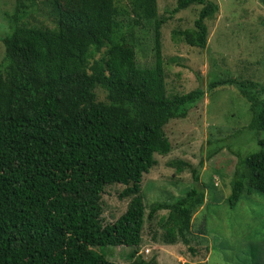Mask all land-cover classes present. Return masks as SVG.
<instances>
[{
  "label": "trees",
  "instance_id": "1",
  "mask_svg": "<svg viewBox=\"0 0 264 264\" xmlns=\"http://www.w3.org/2000/svg\"><path fill=\"white\" fill-rule=\"evenodd\" d=\"M38 5L51 28L27 22ZM191 5L200 7L192 27L173 35L203 49L205 21L218 9L209 0H175L166 17H157L156 0H14L9 33L0 38V264H157L137 250L144 219L159 211L166 212L156 221L161 242L181 243L195 254L191 216L208 204V194L195 188L202 162L197 168L166 163L175 174L187 170L195 186L174 202L151 203L144 215L139 194L154 156L170 151L164 125L185 118L204 95L196 88L167 96L164 87L159 30ZM148 20L153 66L141 69L133 62L131 30ZM262 50L260 84L227 77L207 89L237 90L249 114L243 130L262 131L256 143L264 147V42ZM111 184L122 187L117 198L128 202L112 223L102 224L100 198ZM251 192L264 195L261 148L237 157L226 203L233 207ZM117 247L131 249L125 263L107 259Z\"/></svg>",
  "mask_w": 264,
  "mask_h": 264
},
{
  "label": "rangeland",
  "instance_id": "2",
  "mask_svg": "<svg viewBox=\"0 0 264 264\" xmlns=\"http://www.w3.org/2000/svg\"><path fill=\"white\" fill-rule=\"evenodd\" d=\"M209 1L218 9L205 21V48L189 47L173 35L192 27L199 6L191 5L172 14L160 27L166 95L185 94L196 88L202 89L204 95L188 110L185 118L169 120L164 125L162 132L171 144L170 151L165 156H154L155 165L141 176L139 193L144 215L151 203H172L195 186L187 170L175 174L174 168L166 163L178 160L197 168L199 161L202 162L197 168L195 188H202L208 194V204L206 210L199 207L191 216L195 237L189 245L195 254L189 253L181 243L165 245L161 242L156 221L166 212L159 211L152 220L144 219L137 255L143 259L154 256L157 264H264V195L243 193L233 207L226 203L237 157L264 149L256 143L263 138V132L254 135L243 130L249 114L232 85L207 89L209 82L227 77L262 82L264 0ZM118 2L122 4L125 0ZM13 5L14 0H0V38L9 33L7 16L12 13ZM174 6L175 0H156L157 17H166V11ZM27 22L52 27L40 5ZM126 24L127 21L123 29L127 28ZM152 28L153 20H148L131 30L133 62L137 68L153 66ZM3 53L0 42V61ZM96 93L102 100L103 94ZM213 150L216 152L206 159ZM121 189L118 184L104 187L100 198L102 224L112 223L125 211L128 199L117 198ZM130 250L117 247L107 254V259L125 263L124 256Z\"/></svg>",
  "mask_w": 264,
  "mask_h": 264
}]
</instances>
